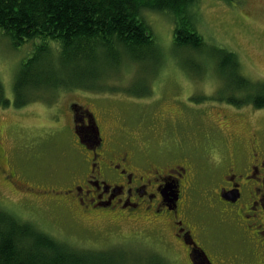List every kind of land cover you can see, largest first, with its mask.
I'll return each mask as SVG.
<instances>
[{"label":"rangeland","instance_id":"obj_1","mask_svg":"<svg viewBox=\"0 0 264 264\" xmlns=\"http://www.w3.org/2000/svg\"><path fill=\"white\" fill-rule=\"evenodd\" d=\"M195 9L206 44L234 52L242 75L264 85V0H200ZM144 16L160 50L157 64L125 56L118 72L96 84L101 92L43 89L22 107L13 105V88L34 45L15 48L0 31V79L11 101L0 106V144L4 168L21 185L0 173V209L78 250L125 251L128 264H188L185 252L165 244L158 228L102 211L84 215L64 192L82 160L69 109L74 102L95 115L116 151L160 168L193 160L205 177L220 157L249 153L255 143L264 147V108L211 99L225 85L211 52L175 48L172 17L156 11ZM145 90L150 93L136 95Z\"/></svg>","mask_w":264,"mask_h":264},{"label":"trees","instance_id":"obj_2","mask_svg":"<svg viewBox=\"0 0 264 264\" xmlns=\"http://www.w3.org/2000/svg\"><path fill=\"white\" fill-rule=\"evenodd\" d=\"M199 2L0 0L3 35L15 48L28 43L34 45L33 55L22 64L15 79L13 105H26L43 89L80 88L101 92L104 89L96 84L101 80L106 83L108 76L118 72L125 56L137 63L157 64L160 50L144 16L146 11H156L172 17L175 48L209 50L217 60L225 85L219 98L211 99L237 107L251 104L264 108V85L242 75L234 52L208 46L199 33L195 9ZM188 68L194 70L191 63ZM149 93L145 90L136 95ZM10 104L0 79V106ZM124 253L72 248L14 213L0 209V264H128Z\"/></svg>","mask_w":264,"mask_h":264},{"label":"flooded vegetation","instance_id":"obj_3","mask_svg":"<svg viewBox=\"0 0 264 264\" xmlns=\"http://www.w3.org/2000/svg\"><path fill=\"white\" fill-rule=\"evenodd\" d=\"M69 109L82 160L64 192L81 213L129 216L158 228L165 244L185 252L188 264H264L263 145L220 157L203 177L193 160L160 168L116 151L89 109L75 102ZM3 155L0 144V173L21 186L4 168ZM225 252L230 259L222 258Z\"/></svg>","mask_w":264,"mask_h":264},{"label":"water","instance_id":"obj_4","mask_svg":"<svg viewBox=\"0 0 264 264\" xmlns=\"http://www.w3.org/2000/svg\"><path fill=\"white\" fill-rule=\"evenodd\" d=\"M79 136H80V135H79ZM80 140H81V142H83V141H82V137H81V136H80ZM205 258H206V260H208V258H207L206 256H205ZM208 262H209V261H208Z\"/></svg>","mask_w":264,"mask_h":264}]
</instances>
